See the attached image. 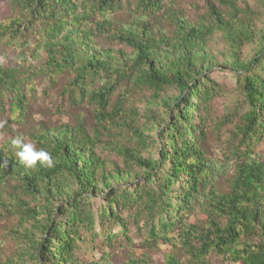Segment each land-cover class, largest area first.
Masks as SVG:
<instances>
[{
  "label": "trees",
  "instance_id": "1",
  "mask_svg": "<svg viewBox=\"0 0 264 264\" xmlns=\"http://www.w3.org/2000/svg\"><path fill=\"white\" fill-rule=\"evenodd\" d=\"M204 1L206 12L192 20L167 8L174 0H136L131 22L118 23L110 14L130 0H10L17 13L0 21V42L46 24L40 70L50 79L70 72L63 94L74 106L90 104L95 121L32 134L36 149L51 155L50 167L26 168L11 140L0 150V206L19 217L36 264H85L80 231L93 225L91 201L101 197L99 217L123 231L120 211L145 213L149 246L172 247L165 264H208L211 254L231 264H264V161L256 152L264 139L261 11L238 0ZM104 33L130 51L100 45ZM219 68L236 78L245 107L221 160L204 146L223 90L211 76ZM25 86L16 68L0 66V98L12 94L15 112L26 109ZM138 90L148 94L142 110L129 97ZM104 144L121 163L101 154ZM222 179L228 191L220 190ZM197 212L202 219L194 221ZM1 247L0 264H23L4 258Z\"/></svg>",
  "mask_w": 264,
  "mask_h": 264
},
{
  "label": "rangeland",
  "instance_id": "2",
  "mask_svg": "<svg viewBox=\"0 0 264 264\" xmlns=\"http://www.w3.org/2000/svg\"><path fill=\"white\" fill-rule=\"evenodd\" d=\"M135 1L130 0V2L124 3L120 9L112 12L110 17L118 23L131 22L133 18L130 16L132 14L130 9L134 8ZM174 1L173 4L168 3L167 8L174 7L192 20H196L206 12L204 0ZM238 1L241 4L249 3L260 10L261 16L256 19V22L259 28L264 26V5H259L256 0ZM16 13L17 11L10 0H0L1 22L8 23ZM166 16L165 12L161 14L159 24H166ZM29 26V30L22 31L15 42L8 44L9 38L6 39L7 42H0V66L4 69L16 68L20 72V78L26 84L27 96V106L23 113L15 112L14 108H11L12 94H4L3 99L0 98V150L17 136L38 148L32 134L58 124H73L81 121L88 127L95 126L91 105L74 106L70 103L72 101L68 95L63 94V89L69 78H72V74L67 71L57 75L55 79H50L40 70L47 59L44 48L48 42V38L45 36L46 24L36 22ZM96 41L100 45L113 48L116 51L121 48L130 51L128 47L108 33L97 35ZM219 46L223 47L222 44ZM253 48L254 45L245 47L244 55L250 53ZM211 76L222 85L223 90L222 95L214 101L213 124L209 129L210 132L204 146L209 156L221 160L227 150V145L224 144L235 129L245 107L240 100L236 78L231 72L219 68L214 70ZM147 96V92L140 93L139 90L129 93L131 102H134L140 110L144 108ZM233 108V112L226 116ZM103 138L108 140V136L104 135ZM99 150L103 156L122 162L116 150L108 147L107 144H104ZM256 152L264 161V139L256 146ZM14 183L15 181H12V184ZM220 190L228 191V183L225 179L220 182ZM105 202L106 200L102 197L91 201V208L94 212L93 225L85 226L80 231L79 256L85 264H165L166 255L172 251V247L164 242L149 246L147 243L148 222L145 213H137L135 208L120 211L121 217L127 225V231H123L122 227L114 220L99 217L98 210ZM199 218L202 219L200 212L191 216L194 221ZM172 234L177 236L178 232ZM0 245L4 258H14L22 261L23 264L37 263L34 250L31 247L32 243L25 228L22 227L19 217L5 212L1 206ZM143 259L145 263L141 261ZM208 264L231 263L225 261L222 256L211 254L208 257Z\"/></svg>",
  "mask_w": 264,
  "mask_h": 264
},
{
  "label": "clouds",
  "instance_id": "3",
  "mask_svg": "<svg viewBox=\"0 0 264 264\" xmlns=\"http://www.w3.org/2000/svg\"><path fill=\"white\" fill-rule=\"evenodd\" d=\"M11 144L18 149L16 156L19 162L26 168L34 167L37 162L42 165L52 166V158L44 149L37 150L32 143L24 142L20 136L14 137Z\"/></svg>",
  "mask_w": 264,
  "mask_h": 264
}]
</instances>
